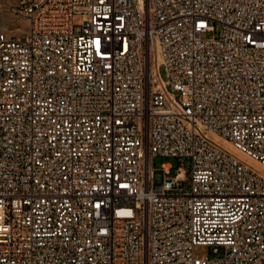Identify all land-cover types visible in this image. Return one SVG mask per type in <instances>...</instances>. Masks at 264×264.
<instances>
[{"label":"built area","instance_id":"2783aa9c","mask_svg":"<svg viewBox=\"0 0 264 264\" xmlns=\"http://www.w3.org/2000/svg\"><path fill=\"white\" fill-rule=\"evenodd\" d=\"M13 10L26 28L0 31V264H264V0Z\"/></svg>","mask_w":264,"mask_h":264},{"label":"rangeland","instance_id":"374dc122","mask_svg":"<svg viewBox=\"0 0 264 264\" xmlns=\"http://www.w3.org/2000/svg\"><path fill=\"white\" fill-rule=\"evenodd\" d=\"M17 0H0V31H3L7 34H19L26 28V20L16 14L13 10ZM159 74H163V69L159 68ZM211 136V135H210ZM161 163H170L172 167L177 164L183 165L184 168H188L189 161L184 157H162L155 156L152 160V165L154 168H158ZM253 166V164H250ZM262 171V170H261ZM174 170L170 169L166 174V177L169 178L173 174ZM161 177V172L159 170H154L153 172V181L157 182ZM208 250L206 247H198L194 250L196 255H201L206 253Z\"/></svg>","mask_w":264,"mask_h":264},{"label":"bare ground","instance_id":"6f19581e","mask_svg":"<svg viewBox=\"0 0 264 264\" xmlns=\"http://www.w3.org/2000/svg\"><path fill=\"white\" fill-rule=\"evenodd\" d=\"M222 148H224L225 150H228L229 152H231L232 154H234L236 157H238L241 160H244L246 164H253V167L259 171H261L263 169V166L256 162V161H252L248 158H246L242 153L238 152L237 150H235L234 148H232L230 146V144L224 140H222L221 138H219L216 135H213L212 137ZM262 172V171H261Z\"/></svg>","mask_w":264,"mask_h":264}]
</instances>
